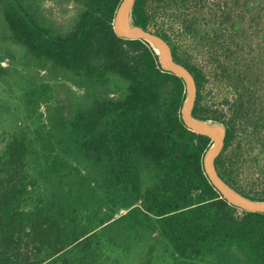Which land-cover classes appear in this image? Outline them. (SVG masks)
<instances>
[{
  "label": "trees",
  "instance_id": "obj_1",
  "mask_svg": "<svg viewBox=\"0 0 264 264\" xmlns=\"http://www.w3.org/2000/svg\"><path fill=\"white\" fill-rule=\"evenodd\" d=\"M25 1L0 0L10 38L60 70L0 128V264H264V212L213 184V139L182 115L187 82L148 40L116 33L122 0H80L66 31ZM130 17L192 73L193 115L225 126L219 176L264 200V0H134ZM60 86L71 108L51 128L41 105Z\"/></svg>",
  "mask_w": 264,
  "mask_h": 264
},
{
  "label": "rangeland",
  "instance_id": "obj_2",
  "mask_svg": "<svg viewBox=\"0 0 264 264\" xmlns=\"http://www.w3.org/2000/svg\"><path fill=\"white\" fill-rule=\"evenodd\" d=\"M25 3L32 7L39 15L40 23L45 27H52L60 31L70 29L80 17L83 6L80 0H26ZM129 7L128 17L130 22ZM133 24V23H132ZM257 37L254 36V48L258 47L255 43ZM247 44V42L245 41ZM248 47V46H247ZM60 70L51 62L35 61L24 44L13 41L10 38V30L4 18L2 10H0V128L7 129L15 124L16 120L21 117L26 107L25 101L31 94L32 88L40 85L43 81H47L51 77V72ZM116 79L113 82L114 88H125L122 97L126 95L128 81L120 76L115 75ZM62 79V78H61ZM68 82V81H67ZM70 84V82H68ZM75 90L78 88L74 86ZM80 90V89H79ZM84 89L80 92L82 93ZM52 98L48 97L41 105V110L45 112L51 128L60 122L61 114L70 111V106L66 103L68 89H62L51 93ZM26 98V99H25ZM208 121V120H206ZM212 122V121H208ZM216 126L225 128V126L217 121H213ZM256 146L255 149L257 150ZM255 164L258 166L261 163V157L257 158ZM257 173V172H256ZM261 177V176H260ZM257 175L250 179V182L255 183V190L261 188V180ZM248 179L243 182L246 188H250ZM125 208H120L117 214L124 212Z\"/></svg>",
  "mask_w": 264,
  "mask_h": 264
},
{
  "label": "water",
  "instance_id": "obj_3",
  "mask_svg": "<svg viewBox=\"0 0 264 264\" xmlns=\"http://www.w3.org/2000/svg\"><path fill=\"white\" fill-rule=\"evenodd\" d=\"M133 3L134 0H122L114 18V28L116 33L125 38L146 39L153 45L155 49V46L160 48L161 53L158 52L157 49L156 51L160 55L161 62L162 56L165 59V64L162 62L163 67L182 76L187 82L188 94L182 107V115L185 122L193 130L199 133L207 134L213 139V144L208 149L204 159L205 168L211 181L219 189L222 195L226 197L231 203L247 210L264 212V200H253L242 195L232 188L228 183H226L217 173L215 168V158L223 146L226 133L225 128H221L219 126H208L204 124L205 120L197 118L193 115L192 110L196 99V83L192 73L187 68L175 61L168 42L162 36L157 34L152 29H145L134 24H129L127 21V13L129 6L131 4L133 5Z\"/></svg>",
  "mask_w": 264,
  "mask_h": 264
},
{
  "label": "bare ground",
  "instance_id": "obj_4",
  "mask_svg": "<svg viewBox=\"0 0 264 264\" xmlns=\"http://www.w3.org/2000/svg\"><path fill=\"white\" fill-rule=\"evenodd\" d=\"M129 7H130V6H129ZM128 12H129V9H128ZM127 21L129 22V24L133 25V24L130 22V20H129L128 13H127ZM155 47H156L157 51L161 53L160 48H159L158 46H155ZM161 56H162V54H161ZM161 59H162L163 64H165V59H164L163 56L161 57ZM204 124H206V125H208V126H216L214 123H212V122H208V121H206V120L204 121ZM216 127H217V126H216Z\"/></svg>",
  "mask_w": 264,
  "mask_h": 264
},
{
  "label": "flooded vegetation",
  "instance_id": "obj_5",
  "mask_svg": "<svg viewBox=\"0 0 264 264\" xmlns=\"http://www.w3.org/2000/svg\"><path fill=\"white\" fill-rule=\"evenodd\" d=\"M124 212H126V210ZM124 212H122V213H124Z\"/></svg>",
  "mask_w": 264,
  "mask_h": 264
}]
</instances>
